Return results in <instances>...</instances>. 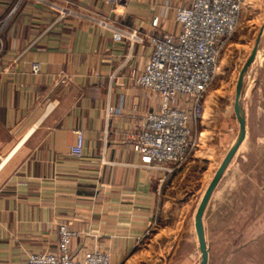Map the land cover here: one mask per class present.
<instances>
[{
	"label": "crops",
	"instance_id": "1",
	"mask_svg": "<svg viewBox=\"0 0 264 264\" xmlns=\"http://www.w3.org/2000/svg\"><path fill=\"white\" fill-rule=\"evenodd\" d=\"M191 1L0 0V264H25L31 252L56 251L61 224L77 232L76 257L100 250L110 264H137V252L159 229L164 187L173 189L188 172L178 166L165 174L133 151L146 115L161 107L158 94L131 77L151 49L146 42L114 41L95 19L139 35L176 34L175 10ZM245 1L239 27L252 32L255 45L264 37V0ZM51 4L71 14L60 18ZM108 106L114 109L109 117ZM211 117L203 115L200 155L191 156L190 166L209 160L203 144ZM76 129L84 134L81 158L69 153Z\"/></svg>",
	"mask_w": 264,
	"mask_h": 264
},
{
	"label": "rangeland",
	"instance_id": "2",
	"mask_svg": "<svg viewBox=\"0 0 264 264\" xmlns=\"http://www.w3.org/2000/svg\"><path fill=\"white\" fill-rule=\"evenodd\" d=\"M261 40L260 51L256 52L242 82L240 110L245 119V140L203 213L207 264H264V52L261 50L264 37ZM254 42L252 32L244 25L239 27L238 22L219 56L217 76L204 110V115L211 113L212 116V122L204 126L210 129L209 138L203 144L209 148V160L196 167L190 166L191 158L181 165L188 173L177 180L173 189L171 184L164 187L161 214L156 222L159 229L150 233V241L142 245L141 253L137 252L136 255L142 254L139 262L135 260L137 264H199L201 254L194 215L239 133L233 107L235 88ZM229 124L235 126L234 131H226ZM198 155L194 152V156Z\"/></svg>",
	"mask_w": 264,
	"mask_h": 264
},
{
	"label": "built area",
	"instance_id": "3",
	"mask_svg": "<svg viewBox=\"0 0 264 264\" xmlns=\"http://www.w3.org/2000/svg\"><path fill=\"white\" fill-rule=\"evenodd\" d=\"M245 2L192 0L190 5L175 10L178 32L162 36L139 35L113 20L95 19L96 24L112 31L114 41L146 42L151 49L144 68L131 75L135 85L157 93L161 101L160 110L146 115L131 143L144 165L170 174L191 159L198 143L205 96L215 81L219 56L236 31ZM51 7L60 18L71 14L56 4ZM157 21V17L152 20L153 27ZM32 70L37 72L38 65L34 64ZM113 110L108 106L106 116ZM73 133L75 141L69 153L81 158L84 134L79 129ZM57 233L56 251L31 252L25 264H110L109 254L100 250L84 251L76 257L71 242L77 232L65 224L59 225Z\"/></svg>",
	"mask_w": 264,
	"mask_h": 264
},
{
	"label": "water",
	"instance_id": "4",
	"mask_svg": "<svg viewBox=\"0 0 264 264\" xmlns=\"http://www.w3.org/2000/svg\"><path fill=\"white\" fill-rule=\"evenodd\" d=\"M258 43H259V39H257L249 58L247 59L243 67L241 68L237 82H236L235 98H234L233 107H234V112H235L237 121L239 123V133L237 135L235 143L227 151L225 157L223 158L219 167L217 168L213 178L208 184L199 202V205L196 209L195 215H194V230H195V234H196V238L198 242L199 251L201 254V259H200L199 264H207V261H208V251H207V246H206V241H205V234H204L203 220H202L205 207L207 205V202L210 199V196L213 190L215 189L218 181L220 180L225 168L229 164L236 150L241 145V143L243 142L246 136L245 119L243 115L241 114V110H240L241 89H242L243 76L256 55V52L258 49ZM262 189L264 190V186L262 187Z\"/></svg>",
	"mask_w": 264,
	"mask_h": 264
}]
</instances>
